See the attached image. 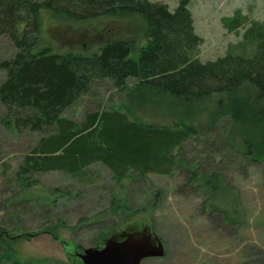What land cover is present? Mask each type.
<instances>
[{
    "label": "rangeland",
    "instance_id": "obj_1",
    "mask_svg": "<svg viewBox=\"0 0 264 264\" xmlns=\"http://www.w3.org/2000/svg\"><path fill=\"white\" fill-rule=\"evenodd\" d=\"M147 1L173 12L180 0ZM187 8L194 33L201 39L196 50L201 63L224 57L243 40L249 23L228 32L223 19L239 12L248 22L264 24V0H189ZM144 32L145 24L138 17L119 24L104 21L80 26L47 19L32 52L48 48L56 54L92 55L107 40L118 38L130 41L129 58L137 59L146 44ZM14 52L10 39L0 36V64ZM4 79L0 66V84ZM133 82L130 79L128 84ZM215 101L193 109L177 106L175 114L158 108L135 113L145 123L169 125L178 120L198 130L196 138L186 140L174 152L177 165L170 175L149 173L141 178L129 174L116 182L109 169L95 163L82 182L59 171L35 174L38 187L25 192L12 176L39 135L14 130L5 122L11 118L0 104V232L30 236L19 238L16 244L18 256L31 259L30 264H64V250L50 235L92 248L125 225L135 228L141 223L152 227L164 248L162 258L145 259L141 264H264V127L258 132L256 124L239 121L236 126L216 112ZM123 102L112 84L100 81L63 116L81 123L86 113L117 110ZM234 125L255 146L250 158L226 144ZM212 175L219 180L207 182ZM115 200H123L125 209L114 206ZM69 250L77 248L70 244Z\"/></svg>",
    "mask_w": 264,
    "mask_h": 264
},
{
    "label": "trees",
    "instance_id": "obj_2",
    "mask_svg": "<svg viewBox=\"0 0 264 264\" xmlns=\"http://www.w3.org/2000/svg\"><path fill=\"white\" fill-rule=\"evenodd\" d=\"M188 4L189 0H180L169 12L165 5L147 0H0V36L8 37L15 50L0 64L5 71L0 104L11 118L5 122L14 130L39 135L12 176L22 192L38 187L35 174L59 171L82 182L95 163L109 169L116 182L129 174L141 178L149 173L170 175L177 165L174 152L186 140L196 138L198 130L178 120L169 125L142 122L135 113L148 108L175 114L177 106L200 108L216 100V112L236 126L242 121L263 131L264 24L248 22L239 12L223 19L228 32L249 23L243 40L224 57L201 63L196 56L201 39L194 33ZM134 17L145 24L146 44L137 59L129 58L130 41L118 38L107 40L92 55L56 54L48 48L32 52L47 19L80 26L104 21L119 24ZM130 79L132 84H128ZM100 81L109 82L122 94L121 108L88 112L81 123L63 116ZM235 125L229 129L226 144L250 158L255 146ZM212 179L219 177L212 175L207 182ZM119 202L112 203L124 210V201ZM15 234L0 232V264L33 263L21 259L16 249L19 238L30 236ZM50 236L61 244L64 264H77L69 248L78 244Z\"/></svg>",
    "mask_w": 264,
    "mask_h": 264
},
{
    "label": "water",
    "instance_id": "obj_3",
    "mask_svg": "<svg viewBox=\"0 0 264 264\" xmlns=\"http://www.w3.org/2000/svg\"><path fill=\"white\" fill-rule=\"evenodd\" d=\"M128 225L95 247L75 245L77 251L69 254L75 257L77 264H141L145 259L164 256L163 245L150 226L141 223L131 228Z\"/></svg>",
    "mask_w": 264,
    "mask_h": 264
}]
</instances>
